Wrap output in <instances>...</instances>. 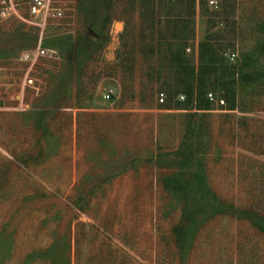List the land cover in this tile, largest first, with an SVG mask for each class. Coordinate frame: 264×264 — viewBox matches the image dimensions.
Masks as SVG:
<instances>
[{"label": "rangeland", "instance_id": "obj_1", "mask_svg": "<svg viewBox=\"0 0 264 264\" xmlns=\"http://www.w3.org/2000/svg\"><path fill=\"white\" fill-rule=\"evenodd\" d=\"M1 1L0 264H264V0Z\"/></svg>", "mask_w": 264, "mask_h": 264}, {"label": "built area", "instance_id": "obj_2", "mask_svg": "<svg viewBox=\"0 0 264 264\" xmlns=\"http://www.w3.org/2000/svg\"><path fill=\"white\" fill-rule=\"evenodd\" d=\"M2 5L5 6L6 10H2L1 14L15 12V5L22 4L27 10L29 16L28 24L35 26L38 29L37 43L33 49L22 52L19 60L27 64V68L24 72V82L33 87L34 79L31 77V71L34 65L40 59L56 60L58 59V51L50 49L45 46L44 31L48 24V19H62L63 11L60 8H54L51 0H2ZM15 2V3H14ZM4 8V9H5ZM109 98V95L106 96ZM209 100H213L212 94H207ZM159 102H163V95L160 94ZM219 104L223 105V100H219Z\"/></svg>", "mask_w": 264, "mask_h": 264}, {"label": "trees", "instance_id": "obj_3", "mask_svg": "<svg viewBox=\"0 0 264 264\" xmlns=\"http://www.w3.org/2000/svg\"><path fill=\"white\" fill-rule=\"evenodd\" d=\"M92 17L93 18H90V20L86 21L85 23L90 26V32L97 38V41L99 42V44L96 43V45H100V43L106 40V35H103V30L106 27V25L109 23V16L108 14H106V12H104V15L102 17L103 19L101 18L100 20L101 21L100 27H97V26L95 27V24H97V20H95V16H92ZM184 45L185 44L183 42V39L179 40L177 44L178 47L176 49L177 51L173 54L174 62H176L177 67H180V68H182V65L184 64L181 58L182 57L181 51L184 50ZM93 46H95L93 40L91 38H87L85 39V41H82L81 43V47H82L81 52L85 53V52L91 51V48ZM211 65H212L211 66L212 68H214L216 65H219L222 67L223 70H222L221 82L228 81L229 78H233L235 76L234 70H231L230 66H227V63L224 61L223 62L217 61V63L213 61ZM187 74L188 75L186 79L188 80V82H191V84L193 85L192 90L194 91V95L196 98V104H195L196 110H200L201 103H202V96L204 94V88L207 82L202 83V81H199L198 80V78L200 77L199 74H195L192 72L191 73L187 72ZM194 81H196V84H194ZM193 199L196 200V198H193ZM211 214H212V210L210 209L207 215L211 216Z\"/></svg>", "mask_w": 264, "mask_h": 264}]
</instances>
